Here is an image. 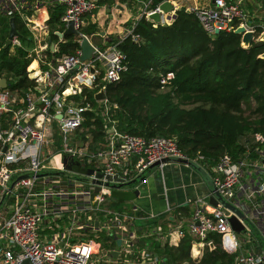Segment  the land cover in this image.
<instances>
[{
	"label": "built area",
	"instance_id": "obj_1",
	"mask_svg": "<svg viewBox=\"0 0 264 264\" xmlns=\"http://www.w3.org/2000/svg\"><path fill=\"white\" fill-rule=\"evenodd\" d=\"M55 3L65 6L59 33L72 21L78 31L72 36L78 43L83 37L89 39L82 28L84 16L97 7L95 0H0V15L20 18L34 42L27 51L31 61L26 67L33 86L21 93L10 86V75L0 74L6 80L5 87L0 85V264H197L203 255L199 250L168 261L159 246L145 241L161 234L152 224L153 214L145 215L136 206L111 205L113 187L106 182L116 185L137 179L164 157H189L170 137L144 138L106 124L99 140L84 129L86 108L71 97L80 95L83 88L105 91L126 70V57L115 44L105 48L93 44L88 60H80V47L49 58L46 51L53 42L48 38L47 17L39 11ZM158 5L146 10L145 17L160 11ZM189 10L210 34L243 25L253 31V41H264V23L249 22L241 0H212ZM132 31L133 26L127 34L137 41ZM20 46L19 35H14L10 52ZM32 62L36 65L29 68ZM173 76L171 71L161 75V85ZM99 102L108 109L106 98ZM248 137L244 154L233 159L224 153L208 172L221 196L247 216L241 237L230 227V210L219 203L209 211L198 198L192 201L196 207L189 219L172 227L176 237H169L163 246L177 247L188 235L204 249L213 244L209 235L216 233L222 247L235 253L230 264H264V250L258 251L251 238L254 227L264 240V134ZM19 175L24 177L8 191ZM141 182H134V188ZM170 211L168 207L166 212Z\"/></svg>",
	"mask_w": 264,
	"mask_h": 264
},
{
	"label": "trees",
	"instance_id": "obj_2",
	"mask_svg": "<svg viewBox=\"0 0 264 264\" xmlns=\"http://www.w3.org/2000/svg\"><path fill=\"white\" fill-rule=\"evenodd\" d=\"M161 1L151 0L148 9ZM64 11L60 3L49 8L48 38L57 45V50L47 49L49 58L79 48L76 37H58ZM175 13L174 20L157 24L143 14L127 22L137 41L131 34L109 41L125 54L127 68L105 87L107 110L95 99L96 89L83 88L71 98L86 108L82 126L96 139L105 135L106 124L144 138L170 137L184 155L210 172L222 154L233 159L244 154L243 137L264 134V58L259 57L264 41L243 48L241 36L233 29L210 34L193 11L180 7ZM14 23L21 46L11 53L3 47L9 19L0 15V74L10 75V86L23 93L34 85L26 73L31 61L27 51L34 42L20 18L15 17ZM98 31L96 23L87 18L82 32L96 36ZM169 71L173 78L161 85V75ZM115 206L120 207L119 203ZM209 237L214 247L206 246L197 264H230L235 253L222 247L219 234ZM189 250L190 238L185 235L177 247L161 253L168 261H176L189 257Z\"/></svg>",
	"mask_w": 264,
	"mask_h": 264
},
{
	"label": "crops",
	"instance_id": "obj_3",
	"mask_svg": "<svg viewBox=\"0 0 264 264\" xmlns=\"http://www.w3.org/2000/svg\"><path fill=\"white\" fill-rule=\"evenodd\" d=\"M97 1L99 0H95L97 7L94 9L93 13L91 15L86 14L84 20L87 23L88 18L92 23H96L99 31L96 36L91 34L89 40L92 44L100 48H105L106 46L111 45L109 41L112 38H121V35L125 30H127L128 33L130 26L127 22L141 17L142 14L148 10V5L151 2V0H106L99 5L97 4ZM169 1L172 3L175 11L180 7L189 9L194 6H207L212 2V0ZM241 2L242 7L248 13L249 22L253 24H258L259 22L264 23V4L261 0H241ZM49 6H43L39 11V15L41 17L45 15L47 20L49 18V8L51 7ZM166 20V15L162 14V22H165ZM65 37L66 35L61 38ZM97 40L98 42H96ZM242 142L244 143L243 140ZM125 187L126 188L124 189H129L130 192L133 193L134 199L115 198L112 196L113 189L121 188H112V199H110L111 205L116 207L115 203H119L120 207L130 205L136 206L139 207L145 215L149 213L153 214L154 218L152 221L154 223L152 224L158 228L161 234L156 233L155 235L157 237L155 239L145 241L152 243L154 247L159 246L160 252L165 249L173 248V246H163L162 244L168 243L169 237L171 239L176 237L175 233H171L170 231L171 229L174 230L179 221L185 220L184 222H186L189 219L196 207L192 203L193 200L200 198L206 202L207 210L211 211L213 208L209 203L210 192L207 185L196 171L183 163H166L152 171L138 185V187H136V189L134 188L133 183L131 185H126ZM134 191H137L136 195L134 194ZM168 207L171 209L170 213L166 212ZM169 223H171V226ZM243 230L244 229L239 232L234 231L236 234L235 236L241 237L240 234L243 233ZM251 238L255 242L258 251L264 250V240L254 227H252ZM190 249L189 254L190 251L198 250L203 253L205 248L203 249L198 243H193L190 238Z\"/></svg>",
	"mask_w": 264,
	"mask_h": 264
},
{
	"label": "water",
	"instance_id": "obj_4",
	"mask_svg": "<svg viewBox=\"0 0 264 264\" xmlns=\"http://www.w3.org/2000/svg\"><path fill=\"white\" fill-rule=\"evenodd\" d=\"M158 8L160 11H155L152 13H149L147 15V18L149 20L154 21L155 23H162V14L166 15V19L168 20H174L176 13L175 10L173 8L172 3L169 0H164L162 2L159 3ZM187 11H190L189 9H186ZM218 30H215V33H217ZM233 32L236 34H239L241 36V46L243 48H248L252 42H253V31L251 30H247L245 28V26L243 25H238L237 27H235L233 29ZM127 33V30H125L122 33V37L125 36ZM58 37H63L64 35H68V36H72V35H77L78 31L76 29H74L73 27V22L69 21L67 27L65 28V30L63 32H58ZM14 35H18V31L15 27V23H14V19L10 18L9 19V32H8V36L5 40V43L3 45L4 48L8 47V45L11 43V39ZM79 47H80V60L84 61V60H88L91 58L92 54L94 53V45L90 42V40L87 37H83L79 43ZM54 49V44L51 43L50 44V50L53 51ZM259 57L264 58V52H262ZM77 69V67L72 69V72L75 71ZM0 85L2 87L6 86V80L5 78H1L0 79ZM94 97L97 101L99 100H104L105 97V91L100 89L97 92H95ZM58 117H60V115H58ZM169 162H175V163H183L187 166H189L190 168H192L194 171H196L200 177L202 178V180L204 181V183L207 185L208 190L210 192L209 195V203L212 206H217L219 203L222 204L224 207H226L228 210H230L231 215L228 217V221L230 224V227L233 231L235 232H239L242 229H244V225L242 223V221H248L247 216L239 209L237 208L235 205H233L232 203H230L229 201H227L225 198H223L221 196V194L219 193V191L217 190L212 178L210 177L209 173L195 160L190 159V158H186V157H178V156H168V157H164L161 160L155 161L154 163H152L147 171L140 175L137 179H132L129 180L127 182L124 183H120V184H116V185H112L109 184L108 182H106V185H110L113 188H121L123 186L126 185H131L134 182H141L143 181L152 171H154L157 167H159L160 163H169ZM61 174H64L61 172ZM97 176H101V173H97ZM24 175H19L17 176L9 185V187L7 188V190L9 191L13 185L15 184V182L21 178H23ZM107 178L109 179L110 177L107 176ZM97 182V181H96ZM134 194H137V191H134ZM209 247L213 248L214 245L212 243L209 244ZM114 255H116L115 252H113ZM259 264H263V263H259Z\"/></svg>",
	"mask_w": 264,
	"mask_h": 264
},
{
	"label": "rangeland",
	"instance_id": "obj_5",
	"mask_svg": "<svg viewBox=\"0 0 264 264\" xmlns=\"http://www.w3.org/2000/svg\"><path fill=\"white\" fill-rule=\"evenodd\" d=\"M96 42H98V40ZM248 138L250 140L249 142L252 143L251 142L252 138H250V137H248ZM242 140L244 141L245 139L243 138V139H241V141ZM124 188H126V187L123 186L121 189H113L112 196L115 197V198L119 197V198H124V199H134L133 193L130 192L129 189H124Z\"/></svg>",
	"mask_w": 264,
	"mask_h": 264
},
{
	"label": "bare ground",
	"instance_id": "obj_6",
	"mask_svg": "<svg viewBox=\"0 0 264 264\" xmlns=\"http://www.w3.org/2000/svg\"><path fill=\"white\" fill-rule=\"evenodd\" d=\"M35 65H36V63H35V62H32V63L30 64V67H29V68H33V67H35ZM69 92H70V90L68 89V90H66L65 93H69Z\"/></svg>",
	"mask_w": 264,
	"mask_h": 264
}]
</instances>
